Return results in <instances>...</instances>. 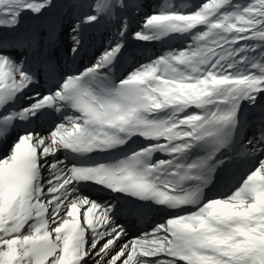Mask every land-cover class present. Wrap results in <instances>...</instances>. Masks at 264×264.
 <instances>
[{
    "label": "snow or ice",
    "instance_id": "obj_1",
    "mask_svg": "<svg viewBox=\"0 0 264 264\" xmlns=\"http://www.w3.org/2000/svg\"><path fill=\"white\" fill-rule=\"evenodd\" d=\"M0 264H264V0H0Z\"/></svg>",
    "mask_w": 264,
    "mask_h": 264
},
{
    "label": "rangeland",
    "instance_id": "obj_2",
    "mask_svg": "<svg viewBox=\"0 0 264 264\" xmlns=\"http://www.w3.org/2000/svg\"><path fill=\"white\" fill-rule=\"evenodd\" d=\"M181 2L189 3V2H195V0H181ZM132 25H134V27H136V23H135V22H133ZM104 41H105V37L103 38V40L101 41V43H104ZM96 42H97V41L94 40V47H95V43H96ZM151 45H153V46L155 45L154 48H153V50H152V51H153V52H152L153 56H154L155 54L161 53V51H158V50H162V52L164 51L160 43H155V44H151ZM99 48H100V47H99ZM96 49H98V48H94V49H92V51L89 52V56L92 55L93 52H94ZM154 51H156V52H154ZM85 59L88 61V58H87V57H85ZM137 63H138V62H137Z\"/></svg>",
    "mask_w": 264,
    "mask_h": 264
},
{
    "label": "bare ground",
    "instance_id": "obj_3",
    "mask_svg": "<svg viewBox=\"0 0 264 264\" xmlns=\"http://www.w3.org/2000/svg\"><path fill=\"white\" fill-rule=\"evenodd\" d=\"M148 49H149V45H146V48H143L141 45H139L137 51L138 52L145 51V50L148 51ZM131 51L133 52L134 50H131ZM72 66H74V65H72ZM48 126H50V124ZM43 129H46V128H43ZM236 175H238V172L236 174L234 173L232 176L227 177V179L225 180L227 182L226 183L227 187L230 186V183H232V178L235 177Z\"/></svg>",
    "mask_w": 264,
    "mask_h": 264
}]
</instances>
